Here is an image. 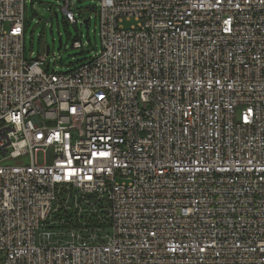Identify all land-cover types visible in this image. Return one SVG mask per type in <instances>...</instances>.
Segmentation results:
<instances>
[{"label":"built area","instance_id":"built-area-1","mask_svg":"<svg viewBox=\"0 0 264 264\" xmlns=\"http://www.w3.org/2000/svg\"><path fill=\"white\" fill-rule=\"evenodd\" d=\"M26 4L0 0V264H264V0H96L69 72L26 58Z\"/></svg>","mask_w":264,"mask_h":264},{"label":"rangeland","instance_id":"rangeland-1","mask_svg":"<svg viewBox=\"0 0 264 264\" xmlns=\"http://www.w3.org/2000/svg\"><path fill=\"white\" fill-rule=\"evenodd\" d=\"M96 0H75L74 8L77 24L68 22L61 11V4L56 0H27L26 4V33L25 56L37 58L46 56L49 67L62 72H69L76 67L91 61L97 51L101 49L99 35L98 8L89 10ZM79 12H82L79 15ZM58 13V16L56 15ZM89 20L87 25L84 21ZM133 22H125L130 28ZM9 27V24H7ZM62 47L60 48V39ZM78 38L82 41V48L73 47V41ZM50 52L47 55V47ZM42 160V154L38 156ZM98 233L102 238L111 233L105 228ZM99 235V236H100Z\"/></svg>","mask_w":264,"mask_h":264},{"label":"water","instance_id":"water-1","mask_svg":"<svg viewBox=\"0 0 264 264\" xmlns=\"http://www.w3.org/2000/svg\"><path fill=\"white\" fill-rule=\"evenodd\" d=\"M89 10H94L95 9V4L91 5L90 7H87ZM82 12H79V15H81ZM56 15L58 16V13H56ZM87 25L89 24L88 20L84 21ZM62 47V38L60 39V48ZM47 50H50V46L47 47Z\"/></svg>","mask_w":264,"mask_h":264},{"label":"trees","instance_id":"trees-1","mask_svg":"<svg viewBox=\"0 0 264 264\" xmlns=\"http://www.w3.org/2000/svg\"><path fill=\"white\" fill-rule=\"evenodd\" d=\"M63 216V215H62ZM72 217V214H70L69 216H68V218H71ZM81 224L80 223H77V225L76 226H80Z\"/></svg>","mask_w":264,"mask_h":264}]
</instances>
